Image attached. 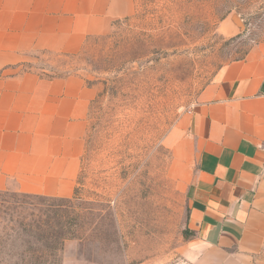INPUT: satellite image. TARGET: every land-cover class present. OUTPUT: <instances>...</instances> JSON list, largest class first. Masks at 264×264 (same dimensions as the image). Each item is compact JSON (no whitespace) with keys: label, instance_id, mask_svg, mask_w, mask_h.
<instances>
[{"label":"rangeland","instance_id":"obj_1","mask_svg":"<svg viewBox=\"0 0 264 264\" xmlns=\"http://www.w3.org/2000/svg\"><path fill=\"white\" fill-rule=\"evenodd\" d=\"M135 5L76 55L38 52L15 68L96 90L74 196L26 200L47 211L27 218L72 232L62 264H186L190 172L169 136L225 64L264 52V0Z\"/></svg>","mask_w":264,"mask_h":264},{"label":"crops","instance_id":"obj_2","mask_svg":"<svg viewBox=\"0 0 264 264\" xmlns=\"http://www.w3.org/2000/svg\"><path fill=\"white\" fill-rule=\"evenodd\" d=\"M135 0H0V191L74 196L91 102L83 79L15 68L76 55ZM190 172L186 264H264V52L225 64L169 136Z\"/></svg>","mask_w":264,"mask_h":264},{"label":"trees","instance_id":"obj_3","mask_svg":"<svg viewBox=\"0 0 264 264\" xmlns=\"http://www.w3.org/2000/svg\"><path fill=\"white\" fill-rule=\"evenodd\" d=\"M34 198L57 199L0 191V264H62L64 245L72 232L61 234L59 223L49 226L42 220L27 218L36 216V211H40V217L47 214L41 205L26 201Z\"/></svg>","mask_w":264,"mask_h":264},{"label":"water","instance_id":"obj_4","mask_svg":"<svg viewBox=\"0 0 264 264\" xmlns=\"http://www.w3.org/2000/svg\"><path fill=\"white\" fill-rule=\"evenodd\" d=\"M234 21L236 22V24H238V22H237V19H236V18H234Z\"/></svg>","mask_w":264,"mask_h":264}]
</instances>
